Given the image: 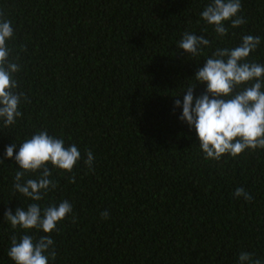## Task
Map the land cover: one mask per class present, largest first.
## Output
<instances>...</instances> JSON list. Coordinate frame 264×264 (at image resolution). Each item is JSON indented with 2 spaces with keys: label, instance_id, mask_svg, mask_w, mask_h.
<instances>
[{
  "label": "trees",
  "instance_id": "1",
  "mask_svg": "<svg viewBox=\"0 0 264 264\" xmlns=\"http://www.w3.org/2000/svg\"><path fill=\"white\" fill-rule=\"evenodd\" d=\"M208 2L0 0L14 29L8 46L21 65L18 91L27 96L15 125L0 121V264H13L11 236L24 234L5 211L32 203L13 189L19 169L5 148L17 143L15 155L43 130L81 152L72 173L50 169L57 189L38 202L67 200L73 209L50 234V264H237L241 251L264 264V149L205 159L174 107L216 47L260 36L250 59L264 63V0H241L247 23L220 39L199 16ZM185 31L211 47L196 57L178 49ZM89 149L94 171L83 163ZM236 188L252 201L234 197Z\"/></svg>",
  "mask_w": 264,
  "mask_h": 264
},
{
  "label": "clouds",
  "instance_id": "2",
  "mask_svg": "<svg viewBox=\"0 0 264 264\" xmlns=\"http://www.w3.org/2000/svg\"><path fill=\"white\" fill-rule=\"evenodd\" d=\"M241 11V0H209L199 16L213 26L220 39L229 34V28H240L247 23ZM13 37L12 22L0 14V121L4 127L16 124L22 116L21 102L27 101L25 93L18 91L19 82L15 78L21 71V65L16 62L18 57L10 59L8 41ZM211 44L204 35L185 31L177 47L196 57ZM260 44V36L247 34L242 35L238 46L216 47L192 77L196 84H190L183 92L182 104L179 99L174 101V107L182 108L179 119L195 129L205 159L219 161L225 155L236 158L246 151L264 149V63L250 59V54ZM197 85H205L200 95H194ZM19 144L15 155L17 143L6 146L4 159H13L18 165L13 189L32 203L4 213L12 229L24 232L19 237L11 236L7 256L13 264H50L57 256L50 234L73 209L67 200L59 202L58 206L54 203L42 206L38 202L57 189L58 182L52 179L50 169L72 173L81 160V152L75 144L66 146L63 139L49 135L46 130L38 131ZM85 155L83 163L94 171L92 151L86 150ZM0 163L4 160L0 159ZM27 176L35 178L26 179ZM69 182L74 183L75 177L70 176ZM233 196L242 197L245 202L253 199L243 188H236ZM100 215L103 219L109 217L107 210ZM29 230L42 231L45 235L35 238L28 234ZM237 264H262V260L252 252L241 251Z\"/></svg>",
  "mask_w": 264,
  "mask_h": 264
}]
</instances>
